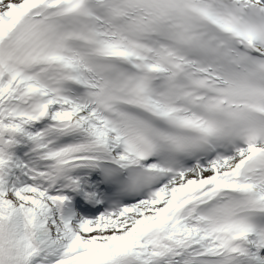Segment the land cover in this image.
Segmentation results:
<instances>
[{"label": "snow or ice", "instance_id": "snow-or-ice-1", "mask_svg": "<svg viewBox=\"0 0 264 264\" xmlns=\"http://www.w3.org/2000/svg\"><path fill=\"white\" fill-rule=\"evenodd\" d=\"M0 264H264V0H0Z\"/></svg>", "mask_w": 264, "mask_h": 264}]
</instances>
